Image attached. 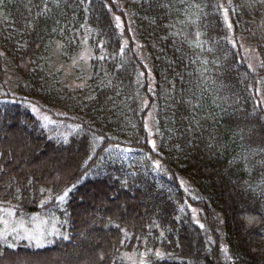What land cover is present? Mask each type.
Here are the masks:
<instances>
[{"label":"trees","instance_id":"obj_1","mask_svg":"<svg viewBox=\"0 0 264 264\" xmlns=\"http://www.w3.org/2000/svg\"><path fill=\"white\" fill-rule=\"evenodd\" d=\"M2 202L66 236L0 264H264V0H0Z\"/></svg>","mask_w":264,"mask_h":264},{"label":"rangeland","instance_id":"obj_2","mask_svg":"<svg viewBox=\"0 0 264 264\" xmlns=\"http://www.w3.org/2000/svg\"><path fill=\"white\" fill-rule=\"evenodd\" d=\"M88 49L84 47L79 55L73 58L71 61L64 63L63 70L65 74H69L73 72V69L77 66L81 68H85L88 60ZM254 54H251L253 57ZM149 112H147L148 114ZM146 114V115H147ZM145 121H148L149 114L146 117ZM150 126V122L148 123ZM15 156H18L17 154ZM51 156V155H50ZM48 157L47 162L45 163L44 170L49 172L50 174L54 171L55 168V159L54 157ZM20 157V156H19ZM61 165L66 164L67 161L60 159L58 161ZM146 200V199H145ZM91 219V218H90ZM89 219V221H90ZM60 222L56 219H51L47 215H39L37 213L30 215L29 221L26 222L23 219L15 217L12 208L9 205H6L5 202L0 203V240L6 244L14 245L21 240H26L31 242L37 246V244H47L49 243L53 236H57L59 234L66 236L65 231H62L61 226L57 225L56 222ZM92 245V242L88 244ZM88 248V247H87ZM91 248V247H89ZM123 256L127 259L126 262L128 264H140L136 262L144 263V256L140 254L136 257L135 252L133 251H123ZM96 261L95 263L90 261V254H86L83 251L77 252L76 250H69L64 252L62 255L53 257L52 264H64L67 261L71 262V264H83L84 260H88L87 264H101L100 256L96 252ZM79 256V257H78ZM20 261V260H19ZM146 262V261H145ZM18 264H22L18 262ZM51 264V263H46Z\"/></svg>","mask_w":264,"mask_h":264},{"label":"snow or ice","instance_id":"obj_3","mask_svg":"<svg viewBox=\"0 0 264 264\" xmlns=\"http://www.w3.org/2000/svg\"><path fill=\"white\" fill-rule=\"evenodd\" d=\"M226 11V10H225ZM229 27H231V23H229ZM153 144H154V142H153ZM9 247L10 248H15L16 246L15 245H9ZM37 247H40V248H42V247H44V245L43 244H37Z\"/></svg>","mask_w":264,"mask_h":264}]
</instances>
